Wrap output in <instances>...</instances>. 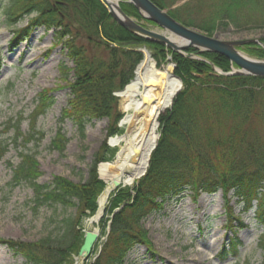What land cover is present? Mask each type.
I'll return each mask as SVG.
<instances>
[{"label": "trees", "instance_id": "trees-1", "mask_svg": "<svg viewBox=\"0 0 264 264\" xmlns=\"http://www.w3.org/2000/svg\"><path fill=\"white\" fill-rule=\"evenodd\" d=\"M152 1L181 23L198 27L208 35H213L220 26H264V0H186L178 6L167 4L165 0ZM120 6L127 15L144 20L132 4L121 0ZM26 10L35 12L36 16L29 25L16 31L15 38L35 26L45 25L48 29L56 26V42L65 44L67 56L75 65L73 68L63 63L59 65L62 78L66 80L72 71L74 80L65 86L70 88L71 96L58 122L70 119L82 138L87 123L104 117L112 119L108 135L117 133L121 114L116 109L114 92L123 89L133 78L143 58L142 52L133 49L134 46H148L156 60L170 56L175 63L174 74L183 82L171 107L159 117V138L148 168L132 186L110 194L99 222L106 240L90 264H125L128 252L139 242L147 243L151 250L143 220L162 207L167 196L179 195L188 189L196 196L221 190L227 203L228 194L232 192L246 210L255 200V218L264 225V139L248 128L251 117L261 116L264 120L261 100L264 76L215 75L208 62L186 57L160 42L127 31L98 0H12L8 7L13 16L11 20ZM65 36L67 38L63 39ZM78 37L85 38L90 45L103 46L108 59L91 57L84 45L76 44ZM260 39L264 44V37ZM241 49L264 59V47L257 43H247ZM186 52L206 58L223 72L236 67L218 53L194 47ZM53 90L42 89L38 93L31 113L32 130L38 117L54 104ZM4 126L0 134L9 128L15 129L14 144L19 138L25 143L32 139L31 133L21 132L19 122L12 123L9 119ZM67 141L62 128L58 127L51 146L63 153ZM9 145L0 139V161ZM109 149L104 143L95 154L87 180L73 182L57 175L47 183L38 181L42 172L35 155L21 151L19 163L12 167L10 185L27 183L33 191L35 206L74 207L76 215L63 219L64 228L58 237L49 234L30 242L0 239V243L21 255L27 264H74L84 241L82 220L95 214L97 199L107 183L99 166L111 161L113 150ZM115 209L119 210L114 212ZM227 209L231 215V207ZM231 242V250L221 251L224 257L237 254V243L233 239Z\"/></svg>", "mask_w": 264, "mask_h": 264}, {"label": "rangeland", "instance_id": "rangeland-1", "mask_svg": "<svg viewBox=\"0 0 264 264\" xmlns=\"http://www.w3.org/2000/svg\"><path fill=\"white\" fill-rule=\"evenodd\" d=\"M165 1L167 4L178 6L186 0ZM11 2L12 0H0V132L4 131V124L12 119V123L19 122L21 132L31 133L32 139L25 143L19 138L14 144L13 128L0 134V139L10 144L8 152L0 161V239L30 242L49 234L60 236L64 228L63 219L75 216L76 208L60 205L35 206L32 202L33 191L27 183L12 187V167L19 163V153L27 151L35 155L42 172L38 179L40 183H47L57 175L73 182L85 181L95 154L104 143L109 150H113L111 160L114 161L117 147L110 146L108 138L121 134L124 128L119 126L118 120L117 133L109 136L112 119H94L86 124L82 138L70 119L59 124L61 111L71 96L70 88L65 86L74 80L72 71H69L66 80L63 79L59 65L63 63L69 68L75 65L67 56L65 44L56 42V26L50 29L45 25L35 26L15 38L16 31L25 27L36 13L21 11L17 18L11 20L13 16H10L8 11ZM139 22L151 30L166 33L155 24L145 20ZM193 28L200 30L198 27ZM213 36L221 40L262 38L264 26H220ZM66 38L67 36L63 39ZM75 42L84 45L94 59H108V52L103 46L90 45L83 37L76 38ZM143 48L150 52L160 70L172 67L174 73L175 65L170 56L160 61L154 58L153 51L148 46L133 47L136 50ZM241 52L250 58L258 59L242 49ZM42 89H54L55 102L45 114L38 117L32 130L31 113ZM114 94L117 97L116 109L122 116L119 96L116 95L117 92ZM261 100L264 103V93ZM260 111L258 110V113ZM58 127L62 128L68 139L63 153L51 146ZM248 128L249 132L255 130L264 139L263 117H251ZM9 162L13 166H10ZM132 185L133 183L128 186ZM227 198L230 199L228 203L221 191L214 194L200 193L196 196L189 189L179 195L167 196L162 207L156 208L143 220L152 251L147 243L139 242L129 251L125 264H264V226L255 220V201L246 210L245 205L232 196V192ZM227 206L231 207V215ZM118 210L115 209L114 212ZM101 217L93 227L88 224L91 217L82 220L83 232L97 228L99 235L90 254L84 258L77 256L75 264H90L105 242L106 237L99 223ZM227 223H230L229 226L236 232L235 235L226 230ZM233 236L234 241L241 243L240 247L238 245L237 257L228 256L222 259L219 253ZM0 264L27 262L21 255L14 254L6 244L0 243Z\"/></svg>", "mask_w": 264, "mask_h": 264}, {"label": "bare ground", "instance_id": "bare-ground-1", "mask_svg": "<svg viewBox=\"0 0 264 264\" xmlns=\"http://www.w3.org/2000/svg\"><path fill=\"white\" fill-rule=\"evenodd\" d=\"M181 84L182 80L174 75L172 67L160 70L150 52L145 51L135 77L118 92L122 112L118 124L124 131L108 138L109 145L117 147V152L114 161L99 166L107 183L98 198V211L88 221L91 227L104 211L115 187L114 181L124 186L131 185L146 171L159 138V117L173 102ZM93 231L97 232L95 228Z\"/></svg>", "mask_w": 264, "mask_h": 264}, {"label": "water", "instance_id": "water-1", "mask_svg": "<svg viewBox=\"0 0 264 264\" xmlns=\"http://www.w3.org/2000/svg\"><path fill=\"white\" fill-rule=\"evenodd\" d=\"M110 13L113 19L127 31L146 38L151 41H156L165 44L186 57H194L192 54H186L185 50L190 47L198 48L201 51H210L218 53L226 57L229 61L237 65V69L224 73L217 69L212 62L207 59L212 68L217 72L214 74L227 75H252L264 76V60L250 58L244 55L239 47L247 43H257L264 47V44L259 38L236 39V40H221L215 36H209L200 32L197 29L187 27L175 18H173L166 10L160 8L151 0H127L139 11V13L149 21H152L159 27L163 28L166 33H159L154 30L144 27L135 19L128 16L119 6L117 2L112 0H98ZM168 33V34H167ZM176 41H180L178 44ZM145 55L146 50H140ZM182 87V84H181ZM180 87V88H181ZM179 88V90H180ZM178 92V91H177ZM154 149V148H153ZM115 188L119 187L120 183L114 181ZM97 232L88 230L85 232L84 242L79 251V257L84 258L89 255L94 242L98 236Z\"/></svg>", "mask_w": 264, "mask_h": 264}]
</instances>
